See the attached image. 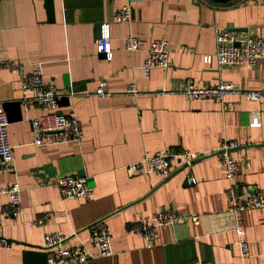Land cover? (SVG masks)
I'll use <instances>...</instances> for the list:
<instances>
[{"label":"crops","instance_id":"crops-1","mask_svg":"<svg viewBox=\"0 0 264 264\" xmlns=\"http://www.w3.org/2000/svg\"><path fill=\"white\" fill-rule=\"evenodd\" d=\"M130 4L131 19L116 22L115 12ZM55 20H47L44 0H0V101L8 119L13 167L0 170V187L18 183L21 211L13 214L0 194V237L11 242L0 248V264H47L43 234L57 232L65 244L89 235L102 221L111 232L112 254L74 264H264V208L228 211V181L215 153L222 141L240 164L237 183L264 190V96L222 101H195L175 92L186 79L195 84L225 81L239 88L264 89V56L254 68L226 66L218 70L214 55L218 28L264 40V0H237L217 5L209 0H53ZM108 23L112 58L96 51L99 25ZM239 29V30H234ZM134 35L140 48L126 50ZM166 39L169 66L142 63L149 44ZM20 63L28 72L40 63L43 80L64 95L57 109L72 112L80 122L79 141L35 145L30 118L46 110L24 103ZM107 95H97L99 82ZM135 84L137 92L126 88ZM259 120V127L250 122ZM185 148L205 155L185 166L172 162V174L130 173L126 165L145 154ZM196 183L185 182L186 174ZM63 174L85 175L94 191L89 198H62L54 185ZM38 179L49 185L39 186ZM169 210L182 217L198 215V224L159 227L151 244L131 232L138 220ZM47 216L43 224H31ZM239 240L248 244L241 258Z\"/></svg>","mask_w":264,"mask_h":264},{"label":"built area","instance_id":"built-area-1","mask_svg":"<svg viewBox=\"0 0 264 264\" xmlns=\"http://www.w3.org/2000/svg\"><path fill=\"white\" fill-rule=\"evenodd\" d=\"M116 22H128L131 19L130 4H123L114 14ZM111 35L108 23L100 25L99 36L95 39L96 51L104 55L106 60L112 58L110 44ZM214 55L204 56V61L210 63L215 60L218 70L226 66H246L254 68L264 56V40L261 37L251 34H244L238 31L218 28L215 37ZM126 50L135 51L140 48L139 40L134 35H128L124 39ZM147 55L142 63V69L146 77L149 76L152 68H166L169 66V55L171 47L164 38L154 39L146 49ZM9 67L18 70L20 73L19 87L24 103H33L46 110L41 115L30 118L32 142L41 146L63 142L79 141L83 132L79 120L74 113H62L57 109L58 101L64 95L52 85L46 84L43 80L42 66L37 63L28 72L24 71L23 64L9 63ZM104 80L99 82L95 94L103 96L109 94L105 88ZM175 92L182 94L188 99L195 101L209 100L222 101L227 97L243 96L246 100H259L264 96V89L252 90L235 86L234 84L219 80L215 84L198 85L191 79H186L178 90H162V92ZM126 92L134 94L137 92L135 84H129ZM251 127H259L261 122L255 120L250 122ZM238 147L233 141H222L216 155L218 163L223 167L224 175L228 181L225 195L228 200V211L239 214L244 210L264 208V190L252 186H241L237 183L240 173V164L232 157L231 150ZM205 153L192 151L185 148H167L145 154L141 158L126 165L127 170L133 174H146L156 172L162 179L172 174L171 164L174 160H183L186 165ZM13 167L12 145L8 139V119L0 101V170L9 171ZM185 182L189 185L195 184L196 179L191 174H186ZM39 186L49 185L44 179H38ZM62 198L80 197L89 198L94 188L85 175L63 174L56 178L54 183ZM21 188L18 183L0 187V194L7 196L9 210L13 214L21 211L20 200ZM47 216H39L31 224L41 225ZM183 221L198 224L199 216L190 215L182 217L169 210H162L153 216L144 217L131 226V232L147 240L148 245L154 238L155 231L159 227L169 226ZM89 235L84 240L73 244H65L64 236L57 232H46L43 234L42 248L47 252V264H74L87 263L93 259L106 257L112 254L110 249L111 232L106 224L99 221L90 226ZM239 251L241 258L249 257L248 244L239 240ZM11 242L0 237V248L9 247ZM263 261H264V254ZM193 264H204L195 261Z\"/></svg>","mask_w":264,"mask_h":264},{"label":"water","instance_id":"water-1","mask_svg":"<svg viewBox=\"0 0 264 264\" xmlns=\"http://www.w3.org/2000/svg\"><path fill=\"white\" fill-rule=\"evenodd\" d=\"M212 1L222 3V2H227V1H231V0H212ZM44 4H45L46 12H47V20L48 21H54L55 20V13H54L53 0H44ZM234 30H239V29H234ZM99 33H100V25H99L98 36H99Z\"/></svg>","mask_w":264,"mask_h":264},{"label":"trees","instance_id":"trees-1","mask_svg":"<svg viewBox=\"0 0 264 264\" xmlns=\"http://www.w3.org/2000/svg\"><path fill=\"white\" fill-rule=\"evenodd\" d=\"M209 1L212 2V3H215V4H217V5H223V6H225V5H229V4H233V3L237 2V0H231V1L222 2V3H220V2H214V1H212V0H209Z\"/></svg>","mask_w":264,"mask_h":264}]
</instances>
